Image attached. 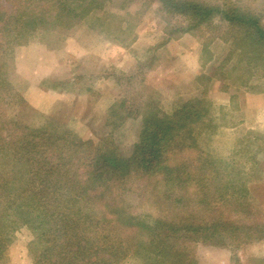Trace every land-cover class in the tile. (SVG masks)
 <instances>
[{
  "label": "trees",
  "instance_id": "trees-1",
  "mask_svg": "<svg viewBox=\"0 0 264 264\" xmlns=\"http://www.w3.org/2000/svg\"><path fill=\"white\" fill-rule=\"evenodd\" d=\"M1 1L13 9L5 14L0 8V23L6 18L0 33L9 38L11 53L38 29L70 26L110 0ZM158 1L167 14L191 22L180 35L214 21L225 26L219 40L231 45L224 63L233 53L239 58L233 71L264 66L263 17L238 5L241 0ZM135 116L141 129L127 157L111 146L110 135L97 143L82 140L49 118L36 128L22 125L19 137L0 136V262L20 228L31 235L32 264H121L128 258L196 264L176 241L264 240L260 225H235L239 220L219 211L231 206L237 217H248L242 210H248L250 193L235 160L198 149V136L212 122L204 101L186 102L169 114L142 107ZM259 149L242 157L255 161ZM128 194L147 207L144 218L125 208Z\"/></svg>",
  "mask_w": 264,
  "mask_h": 264
},
{
  "label": "rangeland",
  "instance_id": "rangeland-1",
  "mask_svg": "<svg viewBox=\"0 0 264 264\" xmlns=\"http://www.w3.org/2000/svg\"><path fill=\"white\" fill-rule=\"evenodd\" d=\"M199 1L229 5L238 0ZM238 3L247 5L264 21V0ZM0 8L5 14L13 10L1 0ZM190 23L167 14L158 0H110L101 10L70 26L38 29L11 53L9 38L0 33V136L19 137L22 125L36 128L49 118L82 140L97 143L110 135L111 146L127 157L141 129V120L135 116L138 108H155L169 114L186 102L204 101L212 122L201 131L197 147L214 158L235 160L234 168L242 172L239 178L248 182L250 193L248 210H242L248 217L240 211L237 217L231 206L219 211L230 214L231 220H239L230 221L235 225L255 223L264 232V66L250 72L245 67L233 71L239 58L233 53L224 63L231 45L219 40L226 36L227 28L214 21L212 27L205 23L180 35L178 30ZM136 35L141 37L137 42ZM183 36L195 43L179 41ZM29 45L33 46L30 53L16 56V50ZM43 48L53 52L54 57H41ZM101 50L106 51L102 58L107 69L103 74L97 56ZM73 60L77 65L68 78L62 72L58 79L40 80L34 72L42 64L52 67V61L63 70ZM92 70L100 73L90 75ZM101 76L108 78L105 86ZM42 89L50 95L43 96ZM42 107L50 111L42 114L38 110ZM257 148L260 152L255 161L242 157L247 150ZM225 179L221 177L220 181ZM124 206L142 218L149 213L132 194L124 197ZM260 239L245 244H240L241 239L220 243L215 239L211 245L176 242L196 264H264L263 258L249 255L251 245L264 241ZM30 240L27 229H18L0 264H32L27 248ZM142 263L139 258H128L121 264Z\"/></svg>",
  "mask_w": 264,
  "mask_h": 264
},
{
  "label": "crops",
  "instance_id": "crops-1",
  "mask_svg": "<svg viewBox=\"0 0 264 264\" xmlns=\"http://www.w3.org/2000/svg\"><path fill=\"white\" fill-rule=\"evenodd\" d=\"M137 35H138V33H137ZM137 35H136V39L134 38V40H135V42H137V41H139L140 40V38L141 37H137ZM179 39V41L180 40H186V41H190V40H192V42H194L195 43V41H194V39H192V38H190V37H188V36H183V37H180V38H178ZM166 40H168V39H166ZM169 41V40H168ZM176 42V41H175ZM174 42V43H175ZM176 44V43H175ZM197 46H198V48H196V50H197V52L198 53H200V51H201V47L197 44ZM33 46L32 45H29V46H26V47H22V48H19L18 50H16V56H18L19 54H21L22 55V57L24 56V55H27L28 53H30L31 51H32V48ZM38 48H39V46H38ZM163 48V47H162ZM43 50H44V52L42 51V55L40 54V56L41 57H54L53 56V52H48L45 48H43ZM39 51H40V49H39ZM106 51L105 50H101L98 54H97V56H98V59L100 58V63H101V66H100V72L103 74L105 71H106V69L107 68H105V67H107L106 65H105V60L102 58L103 57V55H104V53H105ZM41 53V52H40ZM93 55H96V54H93ZM90 56V55H89ZM71 57V56H70ZM74 57H76V56H74ZM92 57V56H91ZM77 58V57H76ZM75 58V59H76ZM18 59L16 58V61H17ZM51 63H53V65H52V67H42V65H44V64H42L41 66H37V70L36 71H34L35 72V74H37V77H38V79H45V78H49V79H58V78H60V75H61V73L62 72H66L67 74H65L64 76L66 77V78H68V77H70V75L72 76V73H74L75 72V65H77V62L76 63H74V60H73V64H70L69 62H68V65L66 64V65H64V68H63V70H61V68L60 67H58L57 65H56V63H55V61H52ZM73 67H74V69H73ZM100 72H94L93 70L90 72V75H95V74H98V73H100ZM101 74V75H102ZM100 80L103 82L102 84H104V86L107 84V83H105L106 81H108V78H106V77H102L101 76V78H100ZM41 92V91H40ZM42 95L43 96H49L50 95V93L48 92V91H46L45 89H42ZM107 93V92H106ZM102 94V93H101ZM103 95V94H102ZM58 99V98H57ZM62 99V97H60V99H59V101ZM42 114H47L49 111H50V109L49 108H47V109H45L44 107H42V109H38ZM251 248H249L250 250H251V252H249V255L251 256V257H253V258H255V257H260V258H263L264 259V241H262L261 243H258V244H256V245H251L250 246Z\"/></svg>",
  "mask_w": 264,
  "mask_h": 264
}]
</instances>
